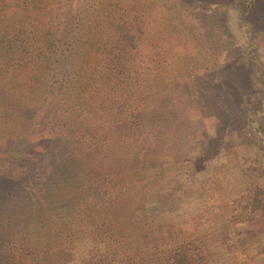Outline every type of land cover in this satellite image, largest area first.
I'll return each mask as SVG.
<instances>
[{
  "label": "rangeland",
  "instance_id": "374dc122",
  "mask_svg": "<svg viewBox=\"0 0 264 264\" xmlns=\"http://www.w3.org/2000/svg\"><path fill=\"white\" fill-rule=\"evenodd\" d=\"M107 1L99 15L126 19L140 55L151 48L167 63L160 79L168 77L149 134L132 148L124 142L115 158L97 156L127 171L103 220L118 229L109 230L115 254L104 251L106 232L68 225L80 207L60 205L80 197L82 156L44 165L35 156L40 141L26 136L0 146V236L22 240L24 257L50 258L41 264H163L173 246L190 264H264V216L250 208L264 196V140L251 123L264 135V28L244 17L247 0ZM253 2L264 17V0ZM14 128L0 123V135ZM60 227H70L69 237Z\"/></svg>",
  "mask_w": 264,
  "mask_h": 264
},
{
  "label": "trees",
  "instance_id": "16d2710c",
  "mask_svg": "<svg viewBox=\"0 0 264 264\" xmlns=\"http://www.w3.org/2000/svg\"><path fill=\"white\" fill-rule=\"evenodd\" d=\"M67 1L0 0V123H11L16 130L0 135V146L13 137L40 141L33 144L37 160L44 165L82 156L77 163L80 197L63 199L66 203L60 205L63 209L80 207L79 215L87 213L84 221L90 223L82 225L79 215H74L68 225L87 227L94 234L100 229L106 232L104 251L114 255L110 249L114 250L116 243L111 242L113 232L109 230L118 229L103 226V220L124 190L127 171L97 156L107 153L115 158L125 146L132 148L141 135L149 134V122L154 112H160L154 111L159 94L164 81L168 82V77L160 79L167 63L158 60L151 48L147 57L140 55L138 34L126 19L99 15L107 0ZM72 3L76 9L73 6L72 10ZM244 4V17L251 16L264 28L260 6L253 0ZM104 17L106 22L110 20L108 24L95 25ZM251 123L262 142L261 126ZM44 127L47 130L43 131ZM124 142L130 143L124 146ZM90 148H95L92 156L87 154ZM83 165L87 169H82ZM90 165L92 169L102 167L101 176L90 174ZM7 194L4 191L2 196ZM250 208L264 216V196H253ZM56 218L61 225L62 217ZM60 228L69 237L70 227ZM128 235L124 236L127 240L135 239ZM8 239L0 236V264H41L42 259L51 263L50 258L41 259L40 253L24 257L27 255L18 252L23 241ZM176 247L167 252L163 264H190L183 250Z\"/></svg>",
  "mask_w": 264,
  "mask_h": 264
}]
</instances>
